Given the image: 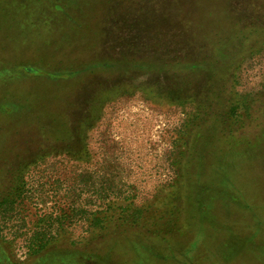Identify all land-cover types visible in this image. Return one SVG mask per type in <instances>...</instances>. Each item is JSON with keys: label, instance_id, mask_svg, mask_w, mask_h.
<instances>
[{"label": "rangeland", "instance_id": "374dc122", "mask_svg": "<svg viewBox=\"0 0 264 264\" xmlns=\"http://www.w3.org/2000/svg\"><path fill=\"white\" fill-rule=\"evenodd\" d=\"M6 1L10 13L0 42V199L20 177L25 194L10 211L0 208V264H264V0H191L197 13L226 16L228 26L247 33L233 49L230 76L212 79L221 88L212 97L224 106H215L217 113H210L206 124L196 118L191 101L148 94L142 89L144 75L111 92L100 113L78 100L86 98L80 83L95 93L113 84L117 73L94 67L72 78L80 81L73 90L69 78L34 75L42 66L69 69L127 53L133 58L128 47L136 30L119 25L105 30L110 35L90 49L77 47L71 56L78 62L48 61L75 33L69 25L73 19L93 15L91 24L97 26L99 18L109 20L107 15L175 16L185 6L178 0ZM38 87L59 97L51 110H61L62 100L72 97L67 127L73 137L48 132L56 125L38 122L41 109L22 105V96ZM6 103L18 107L8 113ZM74 112L89 119L90 127L74 124ZM203 132L209 139L197 141L210 147L206 151L202 144L201 159L194 160L195 135ZM67 142L82 151L66 149ZM107 195L132 203L122 212L125 219L90 229L76 214L62 229L54 226L42 252L29 253L28 237L40 217L66 205L79 212L102 208Z\"/></svg>", "mask_w": 264, "mask_h": 264}, {"label": "trees", "instance_id": "16d2710c", "mask_svg": "<svg viewBox=\"0 0 264 264\" xmlns=\"http://www.w3.org/2000/svg\"><path fill=\"white\" fill-rule=\"evenodd\" d=\"M177 2L189 6V8L186 9L187 11L184 10L185 6L184 9H178L175 16L170 14L161 18L144 16L145 18L143 19L135 16L136 18L133 17L130 20L126 19V17L115 18L107 15V17H110L109 20L106 21V18H99L97 20V26L91 24L93 15L73 19L69 25L75 27L73 28L76 29L75 33L71 35L69 41L67 39L62 40V44L67 43L65 48H63L65 45H62L58 41L60 48L63 49L58 56L52 57L48 61L78 62L73 55L71 56L72 53L78 52L76 50L77 47L79 48V52L90 49V44L96 41L98 44L100 38L106 35L108 37L110 35L109 31L112 28L114 29L116 27L121 29L119 25L132 26L136 30L130 36L131 43L130 47H128V49H134L131 52L133 58H130L127 53V55L123 54V56L116 59L109 60V58H103L96 62L86 60L80 63V66L70 64L69 69H63L62 67L46 68V66H42L40 68H34V75L38 76L41 80L49 78L53 81L60 79L64 81L69 78V83L72 82V84L68 87L73 90L79 85L78 83L80 81L74 83L76 80H72V78L79 73H87L93 70L94 67H97L99 72L117 73V80L113 84L106 86L107 88L100 86L95 93L90 90L85 81L82 80L80 83V87H82L81 91L84 92L86 98L81 96L78 97V100H84L86 107H92L94 112L97 111L99 113L111 92L119 91L126 80L133 82V80L144 75L146 78L141 81L144 86L142 89L146 90L148 94L162 95V98H169L170 100L177 99L182 104L191 101L195 108L196 118L199 117L200 122L206 124L209 122L210 113H217L214 112L213 108L216 106L218 110L223 105L219 106L218 102L212 97L214 93H221V88L219 90L216 89L212 83V79L218 76L220 78L225 74L230 76L231 69L234 66L233 64H235V62H230L235 57L232 55L234 52L233 49H239L241 47L243 38H246L247 33L243 29L233 26L232 23L228 26L226 16L223 19V17L219 16L210 17L205 12L201 14L197 13L195 10H192L191 0H178ZM225 6L227 7L226 3ZM171 11L174 12L173 9ZM9 13L8 2L6 0H0V42L3 39L1 34L5 29V18ZM78 26L80 29L76 28ZM107 29L109 31L105 32ZM114 36L116 38L117 34ZM213 37H215L214 40L212 39ZM127 38H129V35ZM129 41L130 39H128ZM65 67L67 68V66ZM58 86L63 88L60 85ZM92 95H94V98H97L94 103L93 99L90 98ZM23 96L22 105L24 107H33L35 110L41 109L42 112H39L38 115L36 114L38 122H41V119H46L47 122L51 121L56 125L53 128L48 127L50 129L48 132L57 135V137L61 136L60 138L65 135L66 140L73 137V133L67 127L69 123L68 110L73 105L72 97L62 100L64 106L61 110L56 111L57 107L51 110L48 106L56 100H59V97L44 93L42 88L38 87L32 91L31 95ZM73 97L75 99L77 95ZM216 99L218 98L216 97ZM13 104L6 103L4 110L10 113L12 108L16 109L18 107V105ZM74 114L78 118L72 121L74 124H77L79 128L90 127L89 119L84 120L83 115L81 117V113L74 112ZM92 121H94V117ZM208 127L205 128L209 130L210 127ZM195 136L197 137V143H199L197 139H201L202 141L208 138L204 132L196 134ZM201 141L198 144L197 151L194 152L193 150V152H190L192 154L195 153L194 157L192 156L194 160L201 159L198 153L202 144L206 151L210 147V143L207 145ZM76 142L74 143L77 144ZM67 143L66 149L74 153H80L82 151L79 145ZM74 145L78 148L71 150ZM16 179L17 184L0 199V208L6 206L5 209L7 212L15 208L25 194L24 178L20 177ZM107 188H110V186ZM120 200L118 196L107 195L103 197V205L105 206L102 208H96L94 210L79 208V212L78 210L76 211L75 206L66 205L67 207H62L59 212L56 210V213L40 217L28 237L29 253L38 254L42 252L48 245L46 237L54 229V226H56L55 231L62 229L66 221L71 223L76 214H82L80 217L86 221L90 229L103 226L107 222L111 223L112 220L119 222L125 219L122 212L127 210L132 203L128 199H125L121 200L124 203L119 204ZM117 206L120 207V212L117 209L114 210Z\"/></svg>", "mask_w": 264, "mask_h": 264}]
</instances>
